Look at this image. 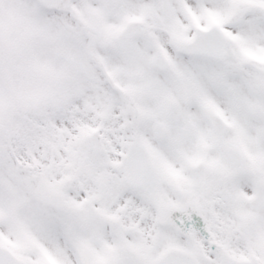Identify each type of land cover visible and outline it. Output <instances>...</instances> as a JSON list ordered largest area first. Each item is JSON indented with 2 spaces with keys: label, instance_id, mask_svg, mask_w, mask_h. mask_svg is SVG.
<instances>
[{
  "label": "snow or ice",
  "instance_id": "1",
  "mask_svg": "<svg viewBox=\"0 0 264 264\" xmlns=\"http://www.w3.org/2000/svg\"><path fill=\"white\" fill-rule=\"evenodd\" d=\"M0 264H264V0H0Z\"/></svg>",
  "mask_w": 264,
  "mask_h": 264
}]
</instances>
